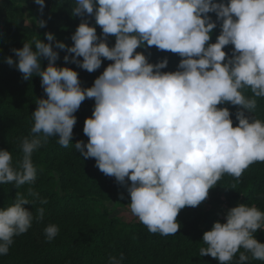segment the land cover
<instances>
[{
	"label": "clouds",
	"instance_id": "obj_1",
	"mask_svg": "<svg viewBox=\"0 0 264 264\" xmlns=\"http://www.w3.org/2000/svg\"><path fill=\"white\" fill-rule=\"evenodd\" d=\"M34 2L42 12L45 0ZM73 5V16H94L100 37L85 18L71 35V46L46 32L48 43L36 36L12 49L15 61L5 58L24 80L39 76L46 98L36 101L33 125L19 139L22 155L15 164L10 151L0 150V185L29 186L27 195L17 191L13 202L0 208V256L8 254L14 237L26 233L34 219L44 217L42 207L35 217L24 207L33 200L48 202L31 187L37 179L33 153L50 137L69 146L74 113L86 98L94 100L83 125L88 140L71 144L125 186L130 213L152 234H176L180 210L200 205L223 176L238 183L251 165L264 162V120L254 115L258 99H264V0H73ZM209 13H215V21ZM217 22L220 33L210 43ZM109 36L115 38L111 47ZM53 42L72 54L63 57L65 63L89 73L101 67L102 58L112 63L91 87L82 88L76 71L56 66ZM145 45L178 54L177 70L161 71L167 58L150 63L136 51ZM228 45L233 46L230 56L222 50ZM41 57L48 61L44 68ZM224 104L237 106L236 126L229 109L218 107ZM257 229L264 230V211L244 203L231 207L225 222L216 221L203 233L206 247L199 255L219 264L264 261V243L253 235ZM59 231L58 225L48 224L47 241ZM124 261L121 253L110 255L107 264Z\"/></svg>",
	"mask_w": 264,
	"mask_h": 264
},
{
	"label": "trees",
	"instance_id": "obj_2",
	"mask_svg": "<svg viewBox=\"0 0 264 264\" xmlns=\"http://www.w3.org/2000/svg\"><path fill=\"white\" fill-rule=\"evenodd\" d=\"M30 1L36 8V14L28 24L21 5L13 0H0V150L10 151L14 164L22 155L19 139L30 134L33 125L31 114L36 101L46 98V94L39 76L24 80L18 69L14 65L9 66L5 58L12 57L15 61L12 49L22 48L25 41L36 36L48 43L46 32L64 37L63 43L71 46L70 37L85 18L90 26L96 27L98 37L102 34L101 28L95 25L94 16L71 14L73 0H45L42 12L34 0ZM208 15L216 20L215 13ZM40 20L46 22L45 27L38 26ZM219 33L220 22H217L209 42L214 43ZM107 43L113 46L115 38L109 36ZM232 47L228 45L222 50L230 56ZM56 51L59 56L56 66L76 71L82 88L91 87L94 79L112 63L102 58L101 67L89 73L74 63H65L63 57H71L72 54L66 50ZM136 51L153 64L167 58L168 64L161 69L162 72L177 70L181 59L178 54L158 50L155 46L145 45ZM77 59L82 60V57ZM47 63V59L41 57V67H46ZM247 95H251L250 91ZM93 107L94 100L86 98L74 113L77 122L73 128V145L77 140L87 142L83 125L85 118L91 117ZM218 107L229 109L233 126H236L238 122L234 113L237 106L224 104ZM254 115L264 120V99H258ZM57 139L50 137L48 143L32 155L37 179L31 187L48 202L42 205L39 200L28 197L33 203L24 207L32 211L34 217L36 209L42 207L44 217L34 219L26 233L14 237L8 254L0 256V264H35L41 261L47 264H107L110 255L119 256L121 253L125 257L124 264H219L217 259L209 255L200 256L199 253L201 247H206L202 242L203 233L210 230L214 222H225L224 217L215 214L205 218L202 207L186 206L176 218L180 228L176 234L168 236L150 233L139 221H122L105 203L112 201L115 207L119 206L121 200L128 197L125 186H121L114 177L103 174L96 167L94 158L80 156L71 143L67 148L61 147ZM28 187L16 189L11 184L0 185V208L11 204L17 191L27 195ZM215 187L222 190L229 207L233 201L243 199L244 204L255 205L264 211V198H260L264 196V162L251 165L238 183L225 175ZM50 223L58 225L60 231L48 242L44 228ZM253 235L258 242L264 243V230L257 229ZM250 264H264V261L250 260Z\"/></svg>",
	"mask_w": 264,
	"mask_h": 264
},
{
	"label": "rangeland",
	"instance_id": "obj_3",
	"mask_svg": "<svg viewBox=\"0 0 264 264\" xmlns=\"http://www.w3.org/2000/svg\"><path fill=\"white\" fill-rule=\"evenodd\" d=\"M14 3L19 4L23 7L26 22L29 24L32 19H34L36 14V8L34 4L30 0H13ZM56 41L65 42V38L62 36H54ZM3 39V36H2ZM1 43V41H0ZM53 50L56 51L55 42H53ZM128 203H130V197L128 196L126 199H122L119 206L115 207V202L109 201L106 202L105 205L113 210V215L118 216L122 221L131 222L138 221L136 217H134L129 210ZM243 203V199L235 200L231 203V207H234L238 204ZM191 207V206H190ZM202 207L205 211L204 217L207 218L211 215H219L225 218L226 211L231 208L227 206L223 192L221 189H217L215 186L209 189L207 198L201 202L200 205L192 208ZM35 264H47L45 261H41L40 263Z\"/></svg>",
	"mask_w": 264,
	"mask_h": 264
}]
</instances>
